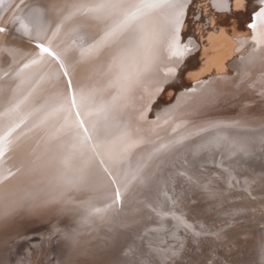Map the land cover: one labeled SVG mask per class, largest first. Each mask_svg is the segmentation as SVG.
I'll return each mask as SVG.
<instances>
[{
	"label": "rangeland",
	"instance_id": "1",
	"mask_svg": "<svg viewBox=\"0 0 264 264\" xmlns=\"http://www.w3.org/2000/svg\"><path fill=\"white\" fill-rule=\"evenodd\" d=\"M30 1L11 2L7 16V31H11L24 25L33 11L42 13L35 19L38 25L34 20L35 27L26 26L24 34L15 36L23 43L12 40L5 48L10 36L3 30L6 25L0 27V74L17 69L14 79L21 77L31 55L38 53L34 43L46 35L55 19L56 27L67 21L68 12L78 4L73 0ZM131 1L97 0L76 13L79 23L71 47L90 49L118 12L125 13L124 29L128 18L138 16L140 7L153 0ZM204 3L208 9L203 12L202 29L208 27L210 11L214 18L219 12L209 0ZM200 14L202 5L192 15V23L201 19ZM17 45L24 47L16 50ZM100 59L104 73L99 70V75H91L94 80L109 69L110 62L104 56ZM169 82L179 84L180 78ZM192 117L186 112L169 118L161 133H173L162 137L158 133L150 142L135 140L130 153L120 148L96 163L78 162L77 169L68 170L64 178H54L56 166L49 164L53 158L48 147L40 155L43 158L1 165L0 264H264V142L256 143L248 158L239 161L222 151L196 164V157L219 149L196 152L206 141L203 137L216 144L220 136H228L227 142L237 141L232 154H239L245 151L247 139H260L240 127L264 122H246L225 112L190 123ZM183 118L188 121L178 123ZM26 122L31 125L35 120ZM40 126L53 127L54 120L36 128ZM79 152V158L89 161ZM18 164L20 169L14 167ZM232 164L235 170L231 171ZM82 183L84 187L78 188ZM88 201L89 206L82 204Z\"/></svg>",
	"mask_w": 264,
	"mask_h": 264
},
{
	"label": "bare ground",
	"instance_id": "2",
	"mask_svg": "<svg viewBox=\"0 0 264 264\" xmlns=\"http://www.w3.org/2000/svg\"><path fill=\"white\" fill-rule=\"evenodd\" d=\"M18 1L0 0V27L6 25L5 31L10 28L7 16L13 7L9 5ZM76 1L67 21L56 27L55 19L46 35L34 43L38 53L21 63H26V69L19 79H14L17 69L0 74V166L37 160L48 147L53 158L49 164L56 166L54 178H64L76 164L96 163L120 148L130 153L135 140L150 142L158 133L161 137L173 133L161 132L171 122L169 118L186 112L193 116L190 123L223 112L246 122H264V0H209L219 12L214 18L210 11L208 27L203 25V29V12L208 9L205 0H153L140 7L138 16L128 18L124 29L125 13L118 12L90 49L71 47L79 23L74 15L97 0L72 2ZM198 5H202V16L192 23ZM41 14L39 9L33 11L24 25L7 31L10 37L4 47L12 40L23 43L15 36L34 26ZM20 47L24 46L15 49ZM102 56L110 62L109 69L94 80L91 75H99V70L104 73ZM102 64L104 71L103 59ZM176 78H180L179 84L169 82ZM166 81L169 83L164 84ZM28 119L35 122L29 125ZM53 120V127L36 128ZM187 121L183 118L178 123ZM240 129L260 139H247L242 146L245 151L233 155L234 139L227 142L228 136H220L215 144L203 137L206 141L196 152L219 149L196 157V164L222 151L229 152L234 161L248 158L252 147L264 142V124ZM53 135L56 142L51 140ZM121 140L125 141L121 144ZM78 152L89 161L79 158ZM14 167L20 169L21 164ZM231 168L235 170L233 164Z\"/></svg>",
	"mask_w": 264,
	"mask_h": 264
}]
</instances>
